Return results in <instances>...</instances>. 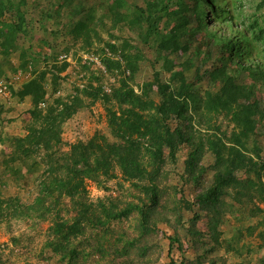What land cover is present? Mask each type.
<instances>
[{
	"label": "rangeland",
	"instance_id": "374dc122",
	"mask_svg": "<svg viewBox=\"0 0 264 264\" xmlns=\"http://www.w3.org/2000/svg\"><path fill=\"white\" fill-rule=\"evenodd\" d=\"M149 1L168 6L159 23L162 32L181 24L182 16L188 19L182 32L186 49L161 51L147 36L143 10ZM205 2L0 0V79L9 82L11 92V100L0 107V264H264V73L256 66L264 70V0H215L223 20L209 25L213 13ZM202 9L209 13L199 24L195 13ZM20 18L23 30L16 28ZM229 38L240 50L223 48ZM126 48L139 56L135 72L124 59ZM220 65L250 98L240 97L226 109L215 106L212 93L219 81L209 72ZM169 66L181 71L193 97L187 117L169 121L183 128L187 140L176 161L167 148L155 172L159 200L155 203L142 189L147 179L128 178L117 163L109 175L86 176L78 196L63 193L60 179L68 176L72 144L101 141L103 135L121 141L108 120V108L121 107L113 98L115 89L126 80L158 104V87L146 92L145 84L156 73L169 81ZM175 77L174 88L182 83ZM32 81L38 82L34 92L25 91ZM66 105L73 108L71 115L64 116ZM244 105L255 109L249 132L236 121ZM49 108L55 110L53 122L63 142L47 150L17 140L36 123L33 111L46 115ZM217 143L227 145L228 159L235 155L230 147H236L252 163L235 170L241 183L209 207L198 196L214 182ZM193 152L196 161L190 165ZM141 156L152 169L146 149ZM129 208L120 218L107 214ZM143 213L149 222L144 223ZM77 218V235L65 239L55 232L58 222L74 225ZM170 237L176 238L171 250Z\"/></svg>",
	"mask_w": 264,
	"mask_h": 264
},
{
	"label": "trees",
	"instance_id": "16d2710c",
	"mask_svg": "<svg viewBox=\"0 0 264 264\" xmlns=\"http://www.w3.org/2000/svg\"><path fill=\"white\" fill-rule=\"evenodd\" d=\"M197 1L199 5H201L202 1L204 2V0ZM206 1L205 4L210 7V11L213 13L212 16L209 14L210 18L207 21L209 25L211 22L222 19L223 11L220 12L215 0ZM147 4V9L143 10V20L147 25V36L150 39L154 38L155 42H157L156 46L161 51L175 52L181 48L186 49L187 47H183L182 44V32L186 29L188 19L182 16L180 22L184 26L183 29H181V24H178L176 27L170 28L168 33L162 32L159 29V23L164 18L166 14L165 10L168 9V6L160 7L161 1H149ZM208 11L207 9H202L198 11L199 13H195L199 24L205 23V13L208 14ZM117 16L120 20L127 19L126 16ZM82 26L83 23H79L77 28L83 30L81 28ZM16 28L23 30L22 18H20V23L16 24ZM3 44L5 45L6 42ZM223 48L225 50H232V53L236 49L240 50L237 42L230 38L225 39ZM122 53L124 59L128 61V65L135 72L138 67V54L133 55L132 53H127V48ZM164 58V65H167L168 59L167 57ZM111 62L110 65H114L113 61ZM116 64L119 65L118 62ZM256 66L264 73L263 67L260 64L257 63ZM242 67L248 69L250 66L242 65ZM168 69L171 71V79L169 81L164 82L160 74L156 73L155 80L145 84L146 92L153 86L158 87L161 96L158 104L151 99L149 93H137L135 88L130 86L126 80H123V83L115 89L113 98L121 107L119 110L108 108V120L113 135L120 138L121 141L110 142L103 135L101 141H98V137H96L87 143L81 141L72 144L71 150L68 153V176L60 179L63 193L72 197L78 196L82 193L84 178L86 176H93V174L99 172L109 175L111 167L117 163L122 167L128 178L139 180L147 179L149 183L143 185L142 189L148 193L150 199L155 203L159 200L158 186L154 177L155 172H159L166 160V149H169L170 160L176 161L180 146L187 140V134L183 128L179 126L172 127L169 121L172 118H186L190 105L188 100L193 97V93L190 90V83L183 76H179L181 71H173V67L170 66ZM209 75L214 80L219 81L218 90L216 93H212L218 102V105H215L216 107L226 109L233 103L238 104L240 97H251V93L244 89V86L234 81L233 75L226 70L225 66L220 65L215 67L214 70L209 72ZM175 76L182 77V83L179 87L174 88L171 81L176 79ZM37 83V81H32L24 90L34 92L31 91V88L36 86ZM40 99L41 96L36 97L35 104H38ZM217 102L215 103L217 104ZM73 107L76 110L77 106ZM65 109L64 116L72 114L73 108L71 109L70 106L66 105ZM251 110L249 105H244L243 108L240 106V109L235 113L237 115V123L240 122V124L244 125L243 132H249L252 129L251 125L253 124V120L251 116L255 112V109L253 111ZM54 112L55 110L51 108L48 109L46 115H43L40 109L33 111L32 117H34V121L37 123L40 119H43L44 122L42 121L41 125L34 123V126L29 129L30 132L28 135L17 140L30 141L35 146L43 147L47 150H51L56 145L59 146L63 141L60 135L59 124L56 125L53 122L55 119ZM226 146L224 143L223 145L221 143L214 145L217 159L216 172L213 184L198 196V200L203 205L213 206L217 203L221 195L227 192L228 187L241 183L238 181L235 170L252 163V159L250 160L243 151L236 147H230L231 152H235V155L228 159V157H225L226 152L224 148ZM143 149H146L151 157L152 169H148L143 163L141 156ZM195 161L196 154L193 152L187 163L195 165ZM254 163L257 164L256 162ZM83 211L82 214H85V210ZM88 211L89 209H86V212ZM131 211L132 208H129L128 211H116L113 215V211L109 210L107 214L110 218H120ZM143 215L144 223L149 222V216L146 213H143ZM79 220L80 218H77L74 225L58 222L55 232L59 233L62 238L69 239L72 235L79 233ZM175 239V237H170V250L173 247Z\"/></svg>",
	"mask_w": 264,
	"mask_h": 264
},
{
	"label": "built area",
	"instance_id": "2783aa9c",
	"mask_svg": "<svg viewBox=\"0 0 264 264\" xmlns=\"http://www.w3.org/2000/svg\"><path fill=\"white\" fill-rule=\"evenodd\" d=\"M11 100L9 82L6 79H0V107L2 104Z\"/></svg>",
	"mask_w": 264,
	"mask_h": 264
}]
</instances>
